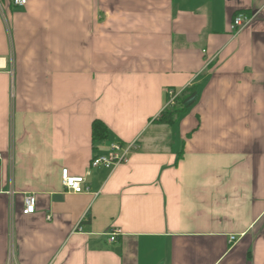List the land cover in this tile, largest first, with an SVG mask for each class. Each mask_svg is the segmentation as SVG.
Returning a JSON list of instances; mask_svg holds the SVG:
<instances>
[{
  "label": "crops",
  "instance_id": "1",
  "mask_svg": "<svg viewBox=\"0 0 264 264\" xmlns=\"http://www.w3.org/2000/svg\"><path fill=\"white\" fill-rule=\"evenodd\" d=\"M0 154V264H264V0H0Z\"/></svg>",
  "mask_w": 264,
  "mask_h": 264
},
{
  "label": "built area",
  "instance_id": "2",
  "mask_svg": "<svg viewBox=\"0 0 264 264\" xmlns=\"http://www.w3.org/2000/svg\"><path fill=\"white\" fill-rule=\"evenodd\" d=\"M13 5L16 7H23L28 3V0H12ZM251 22V18L245 16L242 13L237 14L233 19L232 30L234 33H238L243 30L249 23ZM169 96L168 107H171L175 104L176 98L180 94V92H175L172 90H168L167 92ZM139 150V145L137 142H133L128 145H122L121 143H114L110 146V151L106 155H97L94 157L91 166L92 168H98L100 166H104L106 168H113L120 164L127 162L130 156ZM1 160V154H0ZM63 184L69 190L76 194L89 193V187L85 186V179L78 177H71L68 174V170H64L63 172ZM36 211V199L35 196L29 195L25 198V209L24 214L31 215ZM119 232L112 231L110 236V241H115ZM235 240V237H232V241Z\"/></svg>",
  "mask_w": 264,
  "mask_h": 264
},
{
  "label": "trees",
  "instance_id": "3",
  "mask_svg": "<svg viewBox=\"0 0 264 264\" xmlns=\"http://www.w3.org/2000/svg\"><path fill=\"white\" fill-rule=\"evenodd\" d=\"M199 88L192 85L184 89L176 98L175 104L166 108L156 121L159 124L171 125L176 118L187 113L197 102L199 98ZM93 143H105L109 137L108 127L101 121H94L93 128ZM122 144V143H121ZM124 145V144H122Z\"/></svg>",
  "mask_w": 264,
  "mask_h": 264
}]
</instances>
